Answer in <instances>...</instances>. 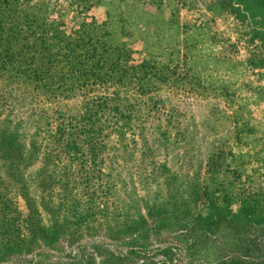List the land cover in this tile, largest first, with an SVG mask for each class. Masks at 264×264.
Returning <instances> with one entry per match:
<instances>
[{
	"label": "rangeland",
	"instance_id": "rangeland-1",
	"mask_svg": "<svg viewBox=\"0 0 264 264\" xmlns=\"http://www.w3.org/2000/svg\"><path fill=\"white\" fill-rule=\"evenodd\" d=\"M0 24L119 58L0 77V264H264V0H0Z\"/></svg>",
	"mask_w": 264,
	"mask_h": 264
},
{
	"label": "trees",
	"instance_id": "trees-1",
	"mask_svg": "<svg viewBox=\"0 0 264 264\" xmlns=\"http://www.w3.org/2000/svg\"><path fill=\"white\" fill-rule=\"evenodd\" d=\"M0 27V77L5 80H14L20 77L37 79V77L40 78L43 74L52 72L62 61L68 62V69L71 72H76L79 71L77 69L79 64H83L90 58H94L96 61L95 64L101 67H114L116 61L119 59L116 57L117 48L108 46L102 40L93 42V39L84 32L76 34L77 36L75 38H71V36L58 38L61 37L59 30H54L55 35L50 37L51 40H57L54 44L57 45V50L52 51L53 53H48L45 50L40 51L39 53L45 54L37 57L36 52H23L16 31L9 32L12 28L3 29L1 24ZM34 60H39V66L42 63L47 66L42 69L33 63ZM44 60L47 62H42ZM59 85L52 88L48 87L50 92L49 96L62 94L63 91H66L67 95L73 92V86L62 89L63 86L61 84Z\"/></svg>",
	"mask_w": 264,
	"mask_h": 264
}]
</instances>
